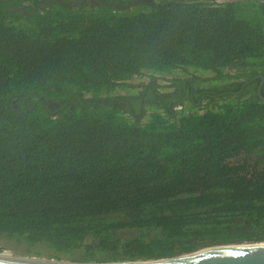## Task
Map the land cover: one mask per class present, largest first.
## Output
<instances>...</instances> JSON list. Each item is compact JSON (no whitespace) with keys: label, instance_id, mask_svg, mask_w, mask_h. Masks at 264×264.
Segmentation results:
<instances>
[{"label":"trees","instance_id":"1","mask_svg":"<svg viewBox=\"0 0 264 264\" xmlns=\"http://www.w3.org/2000/svg\"><path fill=\"white\" fill-rule=\"evenodd\" d=\"M44 1L0 0V242L79 263L264 242V0L12 10Z\"/></svg>","mask_w":264,"mask_h":264},{"label":"water","instance_id":"2","mask_svg":"<svg viewBox=\"0 0 264 264\" xmlns=\"http://www.w3.org/2000/svg\"><path fill=\"white\" fill-rule=\"evenodd\" d=\"M264 85V77H258ZM262 100L264 98L261 95ZM0 264H264V242L236 243L213 247L182 254L170 258L118 261L103 263H79L49 259L0 254Z\"/></svg>","mask_w":264,"mask_h":264},{"label":"flooded vegetation","instance_id":"3","mask_svg":"<svg viewBox=\"0 0 264 264\" xmlns=\"http://www.w3.org/2000/svg\"><path fill=\"white\" fill-rule=\"evenodd\" d=\"M59 2L60 4L62 5H71V6H74V5H77V3H87V4H93V3H96L95 0H45L43 2L42 5H38L36 8H31L29 9L28 6H20V7H17L15 9H12L13 11H16V12H19V13H22L24 14L25 16H28L31 12H35L37 10H41V9H44L47 5H50V4H55ZM50 5V6H52ZM185 83L183 85V90H182V94L180 96V99L177 100V101H181V103H188L189 101H191L192 103H197V106L200 107L203 103V101L206 99V94L205 95H202L201 97H199V91L197 89V85L200 84V82H197V80H195V83L193 84V82L191 81L192 78H189V77H185L183 78ZM258 79V78H257ZM252 82H248L245 84V86H249ZM258 88V95L260 97V91L262 92V87H263V84L261 83V80H260V84H257V85H254V88ZM255 88V89H256ZM257 90V89H256ZM170 90H168L167 93H169ZM175 91V89H174ZM248 90L246 89H242V91H240V93H245L247 94ZM261 98V97H260ZM176 102H173V103H170L169 107L173 108L172 106L175 105ZM175 110H179L178 109H175Z\"/></svg>","mask_w":264,"mask_h":264},{"label":"rangeland","instance_id":"4","mask_svg":"<svg viewBox=\"0 0 264 264\" xmlns=\"http://www.w3.org/2000/svg\"><path fill=\"white\" fill-rule=\"evenodd\" d=\"M141 81L142 82H148V80L147 79H145V80H137L136 82H135V84H139V83H141ZM162 85H164V83H162ZM120 95H126L124 92L122 93V94H120ZM2 247H4L5 249H2L3 250V252H6V253H8V254H14L13 253V251H11V250H9V247H10V245H6L5 243H3V242H0V248H2ZM14 256H16V255H14ZM29 258V257H28Z\"/></svg>","mask_w":264,"mask_h":264}]
</instances>
